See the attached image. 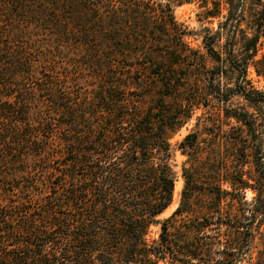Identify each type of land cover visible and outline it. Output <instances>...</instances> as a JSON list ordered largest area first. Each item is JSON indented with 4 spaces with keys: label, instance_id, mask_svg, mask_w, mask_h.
Wrapping results in <instances>:
<instances>
[{
    "label": "trees",
    "instance_id": "trees-1",
    "mask_svg": "<svg viewBox=\"0 0 264 264\" xmlns=\"http://www.w3.org/2000/svg\"><path fill=\"white\" fill-rule=\"evenodd\" d=\"M189 1L0 0V264L245 252L264 218V91L246 77L264 78V0L203 5L221 21L197 45L172 13ZM234 93L249 109L221 106ZM201 106L178 142V205L148 241L173 197L169 136Z\"/></svg>",
    "mask_w": 264,
    "mask_h": 264
},
{
    "label": "rangeland",
    "instance_id": "rangeland-1",
    "mask_svg": "<svg viewBox=\"0 0 264 264\" xmlns=\"http://www.w3.org/2000/svg\"><path fill=\"white\" fill-rule=\"evenodd\" d=\"M218 1L223 5L224 1L221 0H190L189 2H184L181 4L174 5L172 7V13L174 15V18L177 22L183 24V26L186 27L187 30H190L193 34L187 36V40L192 45L200 44L201 38L204 34H206L207 29H210V31H214L217 29L218 22L221 21V15L215 16V17H208L203 14V5L212 6L213 2ZM222 2V3H221ZM234 3L238 6L247 4V0H234ZM224 12V11H222ZM208 65H217L216 62H208ZM229 79L226 81L228 82L229 86H233V81L235 77V73H232L230 70L226 72ZM247 79H249L250 83L257 87L258 89H261L264 91V78L261 76H257L254 73V70L251 65L247 68ZM221 81V87H223V84L225 82V77L220 78ZM216 100H214L212 97H210V103L216 106ZM221 106H227V107H237V108H248L246 101L240 97L238 94L234 93L232 96L225 102L222 103ZM249 109V108H248ZM204 111V108L198 107L194 109V112L191 116V118L183 125L181 126L176 132L172 133L169 136V142H170V150H171V159L170 163L172 164L173 169L176 172V177L174 181V187H173V197L170 204L157 216L154 217V220L150 223L149 228L146 233V239L148 241H152L158 238V234L160 231V222L167 218L173 210L176 208L179 202L180 197V190L182 187L183 179L181 177L180 168L182 162L186 159V156L181 153L178 142L183 138L185 134H187L189 131H191L192 127L194 126L196 122V116L200 115ZM260 138L262 140V147L264 149V133L260 134ZM220 188L230 189V185L228 183L221 182L219 184ZM178 192V193H177ZM253 195V192L249 189H246V199L245 201L247 203H251V196ZM201 217V216H200ZM199 217V219H200ZM213 222L217 218L216 216L213 217ZM258 229L253 230V237H251V241L249 242V246L245 250V252L239 253L236 255V258L234 260L233 264H257V262L260 261L261 264H264V240L262 236H264V218L261 217L258 222ZM214 226V225H212ZM222 228L220 227L219 231L217 227H208L205 229L206 234L208 236L212 237L213 234L221 233ZM258 231H261L263 234H259ZM210 256L208 258L207 263L205 264H214L222 255L220 254L219 250H221L220 244H215L210 246Z\"/></svg>",
    "mask_w": 264,
    "mask_h": 264
},
{
    "label": "bare ground",
    "instance_id": "bare-ground-1",
    "mask_svg": "<svg viewBox=\"0 0 264 264\" xmlns=\"http://www.w3.org/2000/svg\"><path fill=\"white\" fill-rule=\"evenodd\" d=\"M178 193V192H177Z\"/></svg>",
    "mask_w": 264,
    "mask_h": 264
}]
</instances>
